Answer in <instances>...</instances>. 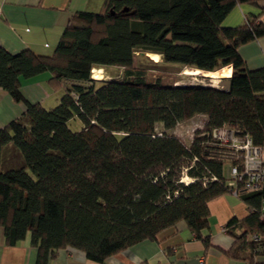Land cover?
<instances>
[{
    "label": "trees",
    "instance_id": "obj_1",
    "mask_svg": "<svg viewBox=\"0 0 264 264\" xmlns=\"http://www.w3.org/2000/svg\"><path fill=\"white\" fill-rule=\"evenodd\" d=\"M101 1L99 12L72 17L51 55L0 47V89L24 107L0 127V226L9 245L31 235L37 264L61 249L102 263L180 222L210 247L209 202L230 193L229 159L213 129L229 125L264 147V66L248 69L239 53L264 37V23L223 26L236 6L261 0ZM147 54L177 74L190 68L225 77L229 67V88L166 83L143 65ZM96 68L121 75L93 79ZM44 74L53 91H64L53 108L21 91L23 80ZM199 115L205 126L186 144L174 131ZM9 146L21 159L11 167ZM240 199L250 215L227 224L228 255L252 261L264 252V190Z\"/></svg>",
    "mask_w": 264,
    "mask_h": 264
},
{
    "label": "crops",
    "instance_id": "obj_2",
    "mask_svg": "<svg viewBox=\"0 0 264 264\" xmlns=\"http://www.w3.org/2000/svg\"><path fill=\"white\" fill-rule=\"evenodd\" d=\"M101 7V0H0V47L11 53L31 50L35 54L51 55L76 13L100 11ZM248 18L264 23V0L257 5L236 6L223 26L238 27ZM239 53L248 69L263 67L264 37L241 46ZM191 70L211 77L209 72ZM50 79L49 74H44L32 80H23L22 94L32 103L41 102L44 105V102L52 99L58 103L61 90L53 91L49 85ZM23 112L24 107L16 104L8 92L0 89V127L20 118ZM12 151L11 146L5 149L9 167L21 160L17 154H11ZM208 206L210 247L197 240L187 225L180 222L176 227L162 232L157 240L139 243L102 263L88 259L80 250L61 249L47 264H264L262 251L256 253L252 261L238 260L228 255L234 240L226 232V226L234 218H247L250 215L248 205L239 197L226 193L210 201ZM37 262L38 249L32 244L30 234L17 244L9 245L4 229L0 226V264Z\"/></svg>",
    "mask_w": 264,
    "mask_h": 264
},
{
    "label": "built area",
    "instance_id": "obj_3",
    "mask_svg": "<svg viewBox=\"0 0 264 264\" xmlns=\"http://www.w3.org/2000/svg\"><path fill=\"white\" fill-rule=\"evenodd\" d=\"M212 136L226 148V178L230 193L240 198L244 193L264 190V147L254 144L248 135H239L229 125L213 129ZM264 222V199L261 207ZM258 241L259 238L255 237Z\"/></svg>",
    "mask_w": 264,
    "mask_h": 264
},
{
    "label": "rangeland",
    "instance_id": "obj_4",
    "mask_svg": "<svg viewBox=\"0 0 264 264\" xmlns=\"http://www.w3.org/2000/svg\"><path fill=\"white\" fill-rule=\"evenodd\" d=\"M99 12V10L94 11ZM151 61L143 60V65L146 67H149L150 74L152 76H162L165 80L164 82H177V84L181 85H187V84H203V85H210L214 87H220V83L222 82L221 79L229 78L231 76V68H226L224 70L225 77L223 75L216 71L213 72V74L210 76H207V74L203 72H195L189 68H184L179 74L176 73V66H172L173 64H156L157 62L152 60V58L149 57ZM161 61V57L159 59ZM156 65V66H154ZM159 65V66H158ZM99 72V73H98ZM94 75H98L99 78H95ZM121 75V70L118 68H109V69H101L96 68L92 72V78L93 79H114L119 78ZM64 91L61 90V96L63 95ZM59 94V96H60ZM61 98V97H60ZM56 100H47L44 102V107L46 108H53L58 105V103H55ZM206 118L202 115L196 116L193 119L182 123L175 129V133L179 135V137L186 143L190 144V142L193 139L194 132L198 129H201L205 126ZM70 127L74 130H80L81 125L78 121H73L70 124ZM12 154H16L14 151L11 152ZM15 164V163H14ZM185 223V222H184ZM186 224V223H185Z\"/></svg>",
    "mask_w": 264,
    "mask_h": 264
},
{
    "label": "water",
    "instance_id": "obj_5",
    "mask_svg": "<svg viewBox=\"0 0 264 264\" xmlns=\"http://www.w3.org/2000/svg\"><path fill=\"white\" fill-rule=\"evenodd\" d=\"M147 56L150 57L149 54H147ZM221 80H222V82L220 83V87L223 88L224 90H228L229 84H230V81L228 80V78L221 79Z\"/></svg>",
    "mask_w": 264,
    "mask_h": 264
},
{
    "label": "bare ground",
    "instance_id": "obj_6",
    "mask_svg": "<svg viewBox=\"0 0 264 264\" xmlns=\"http://www.w3.org/2000/svg\"><path fill=\"white\" fill-rule=\"evenodd\" d=\"M150 57L152 58V60H154L156 62L159 61V59H160V55H158V54H150ZM94 77L99 78L98 75H94Z\"/></svg>",
    "mask_w": 264,
    "mask_h": 264
}]
</instances>
